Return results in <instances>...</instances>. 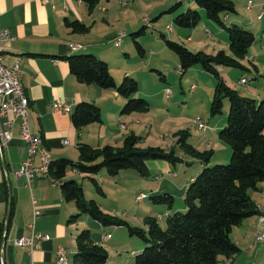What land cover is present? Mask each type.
Returning a JSON list of instances; mask_svg holds the SVG:
<instances>
[{"label":"trees","instance_id":"obj_1","mask_svg":"<svg viewBox=\"0 0 264 264\" xmlns=\"http://www.w3.org/2000/svg\"><path fill=\"white\" fill-rule=\"evenodd\" d=\"M78 1L84 3L91 12L99 2L110 0ZM181 2L179 0L169 11L177 9ZM194 3L208 20L226 32L230 54L225 51L215 54L191 52L184 45L170 40H166V45L178 58L180 75L193 66H199L213 77L215 85L209 106L211 118L221 115L223 103L228 101L227 122L218 132V139L231 149L229 163L206 167L213 152H200L188 144L189 134L185 131L176 133V146L169 149L141 148L140 137L130 133L120 147L95 148L80 143L77 145L76 161L68 158L52 159L47 172L60 187L63 200L73 203L77 209L69 217L68 223L75 224L81 215H86L104 228L126 227L130 237L142 240L145 247L134 255V264H221L223 262L220 258L229 260L240 252L230 239L233 228L240 226L247 218L263 216L252 201L250 192L258 191L259 184L264 183V99L256 102L241 96L226 85L219 72L220 68L248 70L242 61L254 44L255 35L236 24L225 23V17L235 13L234 0H194ZM200 17L198 10L187 8L174 18L173 23L179 28H194ZM66 26L78 34L88 31L78 20H66ZM144 29L145 26L133 33L132 38L136 39L143 34ZM134 43L138 54L144 56L143 48L135 40ZM65 60L70 74L78 83L112 90L122 97L125 100L122 115L148 112V102L136 97L138 83L132 77L124 76L120 84H117L110 74L108 64L92 54H74L65 57ZM70 119L73 127L80 130L88 125L101 123V111L94 104L82 102L74 107ZM177 147L198 160L202 167L186 187V211L167 216L165 229L155 219L147 220L143 229L103 213L95 200L85 199L83 189L75 180L66 178L69 171L84 175L93 183L97 193L104 196L94 178L101 171L115 177L123 170H134L139 176L146 177L149 175V161H165L173 165L181 162L176 156ZM143 195L147 199V195ZM151 199L154 204L165 203L169 209L173 207V197L169 194L155 195ZM12 216L11 201L8 224ZM3 235L4 223L1 222L0 253ZM108 258L106 249L92 240L88 229L78 231L72 264H107Z\"/></svg>","mask_w":264,"mask_h":264},{"label":"crops","instance_id":"obj_2","mask_svg":"<svg viewBox=\"0 0 264 264\" xmlns=\"http://www.w3.org/2000/svg\"><path fill=\"white\" fill-rule=\"evenodd\" d=\"M135 1H101L90 12L87 6L78 0H48V3L45 4L40 0H0V30H8L13 39L3 43V64L6 67H12L18 60L22 73L20 83L29 102V128L32 134L41 136L44 146L48 149L53 160L68 158L76 161L78 157L77 145L80 143L95 148L120 147L124 138L130 133L137 135L138 126L143 124L142 120L145 117L138 113L121 114L125 100L116 92L99 88L96 85L78 83L70 74L65 60V57L74 54H92L110 66L115 59H120V52L106 44L112 43L119 32L127 34L128 29L132 27H128V23L136 25L139 16H137V9L133 5ZM164 3L163 0L161 7L158 8L162 12H165L169 5ZM246 9L250 12L253 5L251 4V8L246 5ZM144 15L141 17V21H143ZM263 16L260 18L261 20ZM260 19L257 16L256 20ZM66 20L69 22L78 20L88 28V31L85 34L74 33L66 26ZM253 22L252 19L248 20L249 24L253 25ZM225 23L227 25L236 24V17L227 15ZM170 29L172 33L176 32L186 39V43H192L195 30L174 31L172 28ZM206 36L209 40L214 38V36L210 38L209 32L206 33ZM181 44L185 46V44ZM72 47L82 48L73 50ZM246 58L253 70L251 80L254 83L256 81L257 88H264L262 79L264 76L261 74L263 68L258 66L260 56L249 55L248 50ZM245 67L248 70L240 71L249 72L250 69L246 65ZM225 69H219L221 75L225 73L223 71ZM240 71L237 73V77L234 76V79L238 80L239 85H241L240 81L245 80V84L241 86L249 84V80L241 76ZM131 73L126 71L124 76H130ZM225 83L229 86V83ZM259 92L264 91H255L256 95L263 97L258 94ZM252 98L255 101L258 100V98ZM263 99L260 98V100ZM58 100L68 103L70 106L68 113L52 111L53 103ZM82 102L94 104L100 109L101 123L76 130L71 123L70 115L74 107ZM121 126H124V129H121ZM204 130L206 131V128ZM12 134V140L0 155L2 158L0 161V223L5 222L9 201L13 202V216L8 224L0 260L3 264H57L56 251L63 248L66 252L65 264H68L75 252V236L84 224L68 223L69 217L76 213L77 209L73 203L63 200L60 187L51 176L33 178L28 184L24 177L16 178L14 176L26 159V148L20 140L17 124ZM64 141L68 142L67 146L63 145ZM171 147L166 146L165 149ZM184 161L182 159L181 164ZM154 162L147 163L148 170L151 164L154 166L158 163V161ZM35 163L39 164L38 159L35 160ZM201 167L202 165L199 166V169ZM164 168L168 174L164 177L168 179L154 177L156 181H159V184L154 188L153 196L162 193L169 194L171 197L175 194L183 196L189 182L195 178L194 173L184 176L182 180L175 183L173 178H176V175L169 170V167L164 166ZM77 175L80 174L69 171L66 178ZM99 180H103V177H100ZM259 191L260 188L256 192ZM139 194L144 196V193ZM139 194L138 196H140ZM144 197L146 198V196ZM250 197L252 199L251 195ZM252 201L254 200L252 199ZM180 209L177 206L174 212H178ZM259 211L261 215H264L263 209L259 208ZM163 215L167 216L168 213L163 212ZM159 217V220H163L161 214ZM83 223L89 224L90 222L88 219H84ZM236 228L242 229L243 237L247 242H250V239L253 240V232L257 229V216L243 220L241 225ZM32 233L46 235L48 239L41 241L38 248L32 251L28 248L14 246L15 239L29 238ZM91 236L92 240L97 243L93 233ZM100 240L101 243L109 241H103L102 238ZM251 242L256 244V241ZM135 254L129 253L125 257L126 260L119 261L118 264H126V262L134 264Z\"/></svg>","mask_w":264,"mask_h":264},{"label":"rangeland","instance_id":"obj_3","mask_svg":"<svg viewBox=\"0 0 264 264\" xmlns=\"http://www.w3.org/2000/svg\"><path fill=\"white\" fill-rule=\"evenodd\" d=\"M162 2L163 0H136L133 3L137 9V16H139L136 25H133L134 23L127 24L128 27H132L128 29L125 38L123 37L124 40L120 47H116L113 43L106 44L120 52V59H115L110 64L109 71L117 84H120L126 71L132 72L130 76L136 80L139 89L136 97L145 99L149 104L148 112L138 113L145 117L142 120L143 124L139 125L137 129L136 136L141 139L139 147H175L176 133L185 131L189 134L188 144L200 152H213L206 167L226 165L231 158V149L218 139L217 134L226 125L228 101L225 100L223 103L222 114L211 118L209 106L215 85L213 77L201 70L199 66H193L185 74L180 75L178 58L167 47L166 40L183 43L191 52L202 51L206 54H215L225 51L230 54L227 34L205 17L204 12L194 4V0H183L174 11H169V9L177 4L178 0H164V4H169L165 12L158 9ZM250 2L253 5L251 13L246 9V5L248 6ZM261 4L264 5V0H234L236 13L229 16L236 17V25L255 35V42L249 49V55L260 56L258 66H262L261 74L264 76V16L262 20L260 19L262 16H260V20H256L258 14L262 12ZM189 7L199 11L201 17L198 24L194 28H179L174 25V18ZM143 15L144 19H148L147 23L144 19L141 21ZM251 19L254 21L253 25L248 23V20L251 21ZM143 26H145L143 34L133 39L131 35ZM170 28L174 31L195 30L192 43H186V39L176 32L172 33ZM207 32L210 33V38L214 36L212 40L207 39ZM134 40L143 48L144 56L138 54ZM242 62L250 69L249 72L226 68L223 70L225 73L220 75L223 81L229 83V87L236 90L241 96L251 99H253L252 97L258 98L256 102H259L260 98H264V92L258 93L263 95L260 97L255 94V91H264V88H257L256 81L254 83L251 80L253 70L247 59L245 58ZM239 71L242 73L241 76L249 80V84L241 86L238 80L234 79ZM262 79L264 81V78ZM191 87H195V89L192 90ZM166 90L170 93L169 97L165 95ZM198 119L206 126V131L195 123ZM175 149L176 156L185 160L183 164L178 162L173 165L165 161H158L154 166L151 164L150 175L146 177L139 176L134 170H123L115 177H110L101 171L94 178L101 187L104 196L97 193L93 183L84 175L67 177V179L75 180L83 189L85 199L95 200L103 213L118 218L130 226L143 229H145L147 220L155 219L160 227L165 229L167 216L172 215L177 206L181 208L179 212L186 211L184 195L175 194L172 196L173 209H169L165 203L154 204L151 197L154 194V188L159 184V181H156L154 177L168 179L164 177L168 175L164 166L169 167V170L176 175V178H173L175 183L186 175L190 176L194 173L196 177L201 170V168L199 169L201 163L198 160L189 157L178 147ZM149 162L155 163L154 161ZM100 177H103V180L100 181ZM259 188V192H250V195L253 202L264 210V183L259 184ZM139 193L146 194L147 199L136 203L135 196ZM140 196V201L145 198ZM163 212H167L168 215H163ZM160 214L163 220H159ZM84 219H88L90 223H83ZM258 220L259 216H257V229L253 232V240L250 239V242H247L243 237L242 229L233 228L230 239L237 245L240 252L229 260L220 258L223 262L221 264H264V240H256L257 236L264 235V229H259ZM76 224H84L82 229H88L91 234H94L97 244L100 243L108 252V264L125 261V257L129 253H139L145 247L142 240L128 235L126 227L104 228L86 215H81ZM104 234H110L112 237L107 243H101L100 238ZM251 241H256V244ZM252 246L253 249H251ZM68 264H72V260ZM126 264L128 263L126 262Z\"/></svg>","mask_w":264,"mask_h":264},{"label":"built area","instance_id":"obj_4","mask_svg":"<svg viewBox=\"0 0 264 264\" xmlns=\"http://www.w3.org/2000/svg\"><path fill=\"white\" fill-rule=\"evenodd\" d=\"M42 3H48V0H40ZM248 8H251V3H249ZM264 15V5L262 6V12L258 15ZM144 21L147 23L148 19L145 18ZM125 37L124 33H120L112 41L116 47H119ZM12 36L8 30H0V155L4 148L7 147L9 142L13 137V129L17 124L18 133L20 140L24 143L26 148V159L21 164L18 171L14 173L16 178L24 177L26 183L28 184L33 178L42 177L44 175V165L48 159H51V155H44L42 151H38L36 145L32 140V132L29 128L27 115L22 111V100L18 95V78L21 77V70L19 68L18 60L12 65V70L3 69V43L6 41H11ZM82 47H72L73 50H80ZM243 81V80H242ZM241 83V81H240ZM195 89V87H191ZM167 96H170L169 91H165ZM52 111L55 112H66L68 113V103L63 101H56L52 105ZM195 123L199 128L204 130L206 126L201 120H196ZM124 129V126H121ZM68 142L64 141L63 145L67 146ZM38 159L39 164L35 163ZM0 161L2 158L0 157ZM141 196L135 197V202L140 201ZM264 229V224H260V229ZM110 235L105 234L102 236L103 241H108ZM46 235L39 233H32L29 238H18L14 240V246L20 248H28L30 251L38 248V244L41 241L47 240ZM256 240L263 241L264 235L257 236ZM66 254L63 248H59L56 251L57 264H63V258ZM0 264H3L0 260Z\"/></svg>","mask_w":264,"mask_h":264},{"label":"bare ground","instance_id":"obj_5","mask_svg":"<svg viewBox=\"0 0 264 264\" xmlns=\"http://www.w3.org/2000/svg\"><path fill=\"white\" fill-rule=\"evenodd\" d=\"M3 69L4 70H12V67H6L3 64ZM244 83H245L244 80L241 81V84H244ZM18 95L22 100V111H23V113H25V115H27V120H28L29 119V102H28L27 95L21 86L20 78H18ZM69 111H70V106L68 105V112ZM32 140H33L34 144L36 145L38 151H42L44 153V155H50L48 149L44 146L43 139L41 138L40 135L32 134ZM51 162H52V158L48 159V161H46V163L44 165V175L47 174L48 169H49V165ZM261 219H262V224H264V216H261V217H259V220H258L259 226L261 224ZM63 264H65V255L63 258Z\"/></svg>","mask_w":264,"mask_h":264},{"label":"water","instance_id":"obj_6","mask_svg":"<svg viewBox=\"0 0 264 264\" xmlns=\"http://www.w3.org/2000/svg\"><path fill=\"white\" fill-rule=\"evenodd\" d=\"M10 207H11V201H9V204H8V211H7L6 218H5V222H4V235H3V239H2V245H3V243H5V241H6V234H7L8 223H9V212H10Z\"/></svg>","mask_w":264,"mask_h":264}]
</instances>
